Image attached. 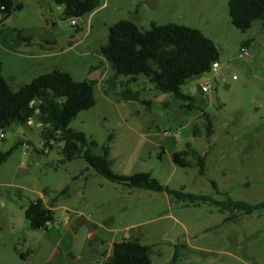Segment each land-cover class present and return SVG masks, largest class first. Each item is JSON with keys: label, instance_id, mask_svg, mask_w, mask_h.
<instances>
[{"label": "rangeland", "instance_id": "obj_1", "mask_svg": "<svg viewBox=\"0 0 264 264\" xmlns=\"http://www.w3.org/2000/svg\"><path fill=\"white\" fill-rule=\"evenodd\" d=\"M36 1L17 0L24 8L14 12L8 26L14 31L24 27L36 42L55 38L49 51L56 55L39 63L1 52L4 76L13 90L55 69L71 73L76 81L90 80L100 70L96 105L81 111L70 127L95 140L97 153L109 147L116 174L150 172L173 189L219 200L229 194L251 204L264 202V21L241 31L231 22L229 0H100L99 9L73 25L63 17L64 6ZM123 19L144 30L152 23L201 30L219 48L220 64L228 72L206 73L211 87L206 93L201 77L192 81L195 90L184 86L195 99V109L158 90L144 74L131 83L130 76L119 75L113 87L108 80L114 72L101 47L111 25ZM244 46L247 56L241 55ZM127 88L139 92L140 100L122 99L119 93ZM202 111L212 116L211 136ZM38 123L37 117L31 125L13 123L5 138L0 135V150L18 146L0 167V264H53L62 259V249L47 240V230L32 229L25 218L31 201L44 198V189L49 190L48 202L57 198L56 220L49 230L78 233V264H105L112 243L132 238L152 245V264H170L175 254L176 264H264V208L227 220L231 213L210 203L185 206L165 192L125 189L84 159L63 163L62 143L46 151ZM196 125L200 136L194 134ZM189 143L206 155L204 175L192 157L190 167L173 159ZM88 229L96 235L90 238L92 246L82 247Z\"/></svg>", "mask_w": 264, "mask_h": 264}, {"label": "trees", "instance_id": "obj_2", "mask_svg": "<svg viewBox=\"0 0 264 264\" xmlns=\"http://www.w3.org/2000/svg\"><path fill=\"white\" fill-rule=\"evenodd\" d=\"M64 6L63 17L80 19L93 13L100 6V0H55ZM5 6L3 24L16 10H22L23 4L15 0H0ZM232 24L243 32L249 30L254 22L264 21V0H229ZM19 37L26 42L33 38L26 36L24 30L16 29ZM101 54L110 63L114 72L108 81L113 87L119 75L130 76L129 83L136 82L138 76L146 75L162 92L172 93L185 107L195 109L194 97L183 90L186 82L194 77L213 71V63H220V50L215 42L201 30L177 23L158 25L152 23L148 30L141 29L134 21L123 19L111 25L108 41L101 47ZM97 80L76 81L67 71L55 69L41 74L18 90H13L3 74L0 63V132L7 131L13 123L27 125L34 117L42 123L41 136L45 147L50 140L62 143L63 163L75 159H84L99 174L125 189H147L165 192L173 200L185 206L210 203L222 211H229L227 220H235L240 215H252L264 208V202L251 204L243 200H234L226 194L224 200L209 195H196L184 188L173 189L161 183L150 172H138L133 175H119L112 170L108 157L109 147L104 154L95 151L98 144L90 140L83 131L70 127L78 114L96 105L95 86ZM126 101L140 100V93L130 88L119 93ZM150 104V102H148ZM205 119L206 134H213L212 116L202 111ZM194 134L201 135L199 125ZM113 136L110 137L112 139ZM52 147V146H50ZM17 146L9 150H0V167L13 154ZM196 160L199 173L206 172V155L198 151L191 143L187 148L176 151L173 159L182 167H190ZM217 189V184L213 182ZM44 194H49L44 189ZM46 203L42 198L31 201L25 210V218L32 229H47L55 222L54 202ZM152 245H146L139 238L125 239L113 244L112 253L105 264H152ZM175 254L170 264H176Z\"/></svg>", "mask_w": 264, "mask_h": 264}, {"label": "crops", "instance_id": "obj_3", "mask_svg": "<svg viewBox=\"0 0 264 264\" xmlns=\"http://www.w3.org/2000/svg\"><path fill=\"white\" fill-rule=\"evenodd\" d=\"M15 1L17 2V0H15ZM46 2H47L46 0H37L36 1V3L40 6H42ZM23 8H24V5H23ZM99 8H100V6L98 7V9ZM13 16H14V13L8 19H6V21L3 24H0V53L6 52V53L14 56L15 59H17V57H24V58H28V59H32V60H38L39 63H40V60H42V59L44 60L45 58H49V57L56 55V53L49 51V48L54 47L55 43L57 42V40L55 38H52V39L46 38V39H44L45 41L42 40V42H36V39H32L30 42L23 41L19 37L17 31H14L10 26H8V23L12 19ZM17 28L18 27H16L15 30ZM18 29L23 30L25 28L19 27ZM33 38H35V37H33ZM35 47L38 48L40 51L38 50L39 52H37L34 49ZM0 63L2 64L3 73L5 75V67H4L5 63H4V61H2V59H0ZM221 70H222V72L224 71V73L228 72V68L226 66L221 65ZM96 72L99 73L101 71L95 70L94 73H96ZM216 73H218V72H216ZM12 77H14V76H11V78ZM198 77H201L202 84L206 83L207 77L205 76V74L198 76ZM195 78L196 77L188 80L184 86L189 87L191 89V91L195 90V87L192 86V81ZM184 86H183V90L185 91ZM201 91H202V85H201ZM39 123H38V125H39ZM31 124H33V119L27 125H31ZM22 143L23 142H20L19 145H21ZM27 144L29 145L30 143L27 142ZM17 148H18V146H17ZM6 162H4V163H6ZM42 199L46 203H49L46 199L45 194H44V198H42ZM46 230H47V240L49 242H52L55 245V249H62V257H61L62 259L57 261V262H54L53 264H78V261L81 258V254H82V252L76 251V248L79 245V242H77L78 241V233L76 231H74V229H71V228H69L67 231H64L63 233L59 230H56V228L50 229V230H49V228H47ZM95 235H96L95 233H91V231L88 229L84 234V238H83L84 242L82 244V247L92 246L90 238L92 239L93 236H95ZM114 243H112L111 248H113ZM51 256H52V258L55 257V256H53V254Z\"/></svg>", "mask_w": 264, "mask_h": 264}, {"label": "built area", "instance_id": "obj_4", "mask_svg": "<svg viewBox=\"0 0 264 264\" xmlns=\"http://www.w3.org/2000/svg\"><path fill=\"white\" fill-rule=\"evenodd\" d=\"M4 10H5V6H0V21L4 17V12H3ZM71 22H72L73 25H77L78 20L73 19ZM241 55H243V56L244 55H246V56L249 55V50H248V48L246 46H244L242 48ZM220 70H221V64L219 62H214L213 63V71L219 72ZM234 78H235V76H234ZM210 89H211V87H210V85L208 83H203L202 84V92H204V93L209 92ZM42 126H43L42 123H39V127L42 128ZM0 135H1L2 138H5V131L2 130L0 132ZM53 143H55L54 140H50L49 145L45 147L46 151H48L51 148L50 146H52Z\"/></svg>", "mask_w": 264, "mask_h": 264}, {"label": "water", "instance_id": "obj_5", "mask_svg": "<svg viewBox=\"0 0 264 264\" xmlns=\"http://www.w3.org/2000/svg\"><path fill=\"white\" fill-rule=\"evenodd\" d=\"M223 73H224V71H223ZM97 75H98V72L93 73V75L91 76L90 80H96ZM176 119H178V117H176Z\"/></svg>", "mask_w": 264, "mask_h": 264}]
</instances>
